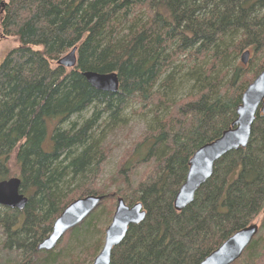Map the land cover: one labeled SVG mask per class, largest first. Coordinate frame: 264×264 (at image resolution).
I'll return each instance as SVG.
<instances>
[{
  "label": "trees",
  "instance_id": "16d2710c",
  "mask_svg": "<svg viewBox=\"0 0 264 264\" xmlns=\"http://www.w3.org/2000/svg\"><path fill=\"white\" fill-rule=\"evenodd\" d=\"M0 34L18 43L0 65V183L19 179L28 199L23 211L0 207V264H93L116 197L141 203L147 216L111 264H200L258 219L235 264H264L260 111L248 147L215 164L190 206L174 207L191 158L232 127L264 70V0H0ZM73 49L76 67L59 66ZM87 72L116 73L119 92L92 88ZM134 104L148 129L100 187L106 134ZM90 196L104 200L54 251L38 252L64 209ZM100 213L103 229L93 224ZM92 225L96 241L76 254Z\"/></svg>",
  "mask_w": 264,
  "mask_h": 264
},
{
  "label": "water",
  "instance_id": "95a60500",
  "mask_svg": "<svg viewBox=\"0 0 264 264\" xmlns=\"http://www.w3.org/2000/svg\"><path fill=\"white\" fill-rule=\"evenodd\" d=\"M249 57V52L242 56L243 65L248 64ZM58 65L65 69L75 68L77 50L73 49L64 56L58 61ZM83 76L97 91L110 94L119 92L120 82L116 73L87 72ZM258 111L264 115V70L243 94L241 105L237 109V120L232 127L220 139L200 148L191 158L186 182L174 202L177 212H182L194 202L196 193L212 177L214 166L219 160L233 151L248 147ZM20 186L21 182L16 178L0 183V207L17 211L25 209L28 199L20 193ZM103 200L100 196H90L72 202L57 218L52 233L38 245L37 251H54L64 236L82 224ZM116 201L111 224L105 230L103 248L93 264H111L112 252L125 240L129 228L144 223L146 219L147 213L141 203L129 207L120 197ZM258 232V224L238 231L200 264H235Z\"/></svg>",
  "mask_w": 264,
  "mask_h": 264
},
{
  "label": "rangeland",
  "instance_id": "374dc122",
  "mask_svg": "<svg viewBox=\"0 0 264 264\" xmlns=\"http://www.w3.org/2000/svg\"><path fill=\"white\" fill-rule=\"evenodd\" d=\"M4 1H8V0H4ZM17 46H18V43L16 39L3 38L0 34V65L5 59V57L7 56V54L9 53V51L16 48ZM139 108H140L139 105H136V104L130 105L128 110L125 113L124 122L120 123L118 127L110 129L107 132L106 137H105V143H104V147H106L107 149V161L105 162L103 166V173L98 182V186L101 187V186H104L105 183L107 184L110 183L109 180L113 179L117 173V168H118L120 160L122 159L123 152L126 149H128L137 140L138 137L142 136L147 131L148 121L146 119L145 113L139 112ZM90 115L91 113L89 112V114L86 115L84 118L87 119L90 117ZM143 172H144V168H140L136 172V174L132 177V182H134V185L138 184L139 178ZM117 180L119 181V179ZM115 189L116 187H113L111 188L110 191L112 192ZM117 198L119 197H116V199ZM116 205H117V201H116ZM107 217L108 216H106V214L100 213L97 216V218H95L96 220H95V223L93 224L95 225V227H97V229H103L108 223ZM259 222H260V219H258L254 224L259 225ZM94 225H92L91 231L89 232L91 233L93 232L92 229ZM93 234L94 236H90V238H88L85 242H83L82 245L78 244L79 248H78V251H76V254L78 253L80 254V251L83 248L82 246H84L85 244H86L85 245L86 247L90 244H93L96 241L97 239V237L95 236L96 233L93 232ZM2 240H3V237L0 234V244L2 243ZM85 264H89V261Z\"/></svg>",
  "mask_w": 264,
  "mask_h": 264
}]
</instances>
